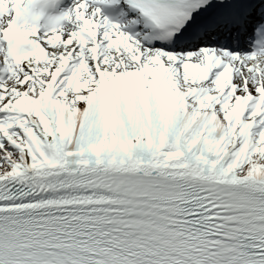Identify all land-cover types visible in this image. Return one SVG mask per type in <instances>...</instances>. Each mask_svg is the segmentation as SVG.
<instances>
[{"label": "snow or ice", "instance_id": "6c2138e0", "mask_svg": "<svg viewBox=\"0 0 264 264\" xmlns=\"http://www.w3.org/2000/svg\"><path fill=\"white\" fill-rule=\"evenodd\" d=\"M0 264H264V0H0Z\"/></svg>", "mask_w": 264, "mask_h": 264}]
</instances>
